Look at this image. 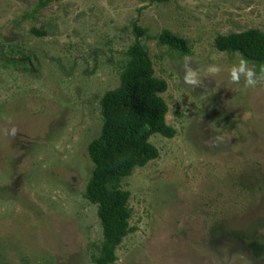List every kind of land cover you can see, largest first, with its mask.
Masks as SVG:
<instances>
[{
    "label": "rangeland",
    "instance_id": "1",
    "mask_svg": "<svg viewBox=\"0 0 264 264\" xmlns=\"http://www.w3.org/2000/svg\"><path fill=\"white\" fill-rule=\"evenodd\" d=\"M37 2L0 0V263L93 264L86 147L135 23L181 37L189 53L140 38L175 135H152L158 158L121 182L134 230L114 264H264V80L232 83L241 57L213 42L264 34V0H56L25 19Z\"/></svg>",
    "mask_w": 264,
    "mask_h": 264
},
{
    "label": "trees",
    "instance_id": "2",
    "mask_svg": "<svg viewBox=\"0 0 264 264\" xmlns=\"http://www.w3.org/2000/svg\"><path fill=\"white\" fill-rule=\"evenodd\" d=\"M55 1L38 0L24 18L32 17ZM154 1L166 3L169 0ZM131 26L134 41L124 53L118 85L101 95L100 131L86 147L92 169L83 196L95 207L101 230L100 242L92 255L93 264H114L116 250L134 230L129 225V193L121 188V182L136 168L158 158L157 149L149 143L152 135L168 139L175 135V130L165 122L167 106L159 96L166 91L167 84L154 76L151 59L140 38L156 40L160 46L181 55L189 53L185 40L166 29L151 37L147 29L135 23ZM31 31L43 35L34 29ZM213 42L218 52L240 55L257 72L264 69V34L259 30L217 35Z\"/></svg>",
    "mask_w": 264,
    "mask_h": 264
},
{
    "label": "clouds",
    "instance_id": "3",
    "mask_svg": "<svg viewBox=\"0 0 264 264\" xmlns=\"http://www.w3.org/2000/svg\"><path fill=\"white\" fill-rule=\"evenodd\" d=\"M210 70L213 73H216L219 72L221 68L214 65ZM186 72V82L189 84H196L197 81L193 77L191 69L186 67ZM228 75L232 83H239L243 77V89H248L255 87L258 81L264 80V69H262L260 72H257L254 66H250V62L248 60L241 57L235 64L229 66ZM14 133L15 129H12L10 134Z\"/></svg>",
    "mask_w": 264,
    "mask_h": 264
}]
</instances>
